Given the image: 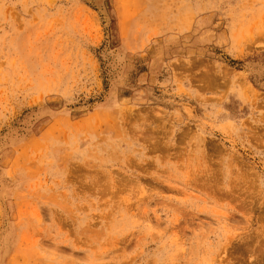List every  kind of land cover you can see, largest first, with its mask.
<instances>
[{"label":"rangeland","instance_id":"obj_1","mask_svg":"<svg viewBox=\"0 0 264 264\" xmlns=\"http://www.w3.org/2000/svg\"><path fill=\"white\" fill-rule=\"evenodd\" d=\"M0 264H264V0H0Z\"/></svg>","mask_w":264,"mask_h":264}]
</instances>
